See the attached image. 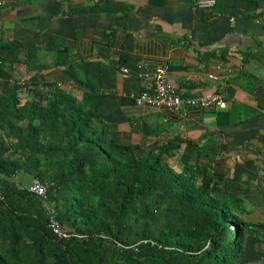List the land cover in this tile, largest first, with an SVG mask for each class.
<instances>
[{"label":"trees","instance_id":"obj_1","mask_svg":"<svg viewBox=\"0 0 264 264\" xmlns=\"http://www.w3.org/2000/svg\"><path fill=\"white\" fill-rule=\"evenodd\" d=\"M22 49L0 29V264H264L245 249L261 230L244 218L249 183L211 170L194 140L113 136L114 94L10 82L6 52ZM27 52L33 69L37 48ZM73 61L65 49L56 65L83 90ZM36 179L48 199L24 188ZM49 207L72 238L50 229Z\"/></svg>","mask_w":264,"mask_h":264},{"label":"crops","instance_id":"obj_2","mask_svg":"<svg viewBox=\"0 0 264 264\" xmlns=\"http://www.w3.org/2000/svg\"><path fill=\"white\" fill-rule=\"evenodd\" d=\"M194 1L2 0L4 40L23 47L6 52L16 60L9 79L23 88L60 84L80 99L85 92L116 95L119 105L103 113L118 126L113 136L126 143L196 141L211 170L249 183L244 218L261 230L247 235L245 249L258 260L264 258V0H217L207 10ZM31 47L38 56L33 69L27 64ZM65 49L87 83L83 90L72 85L69 64L56 65ZM139 65L164 69L184 96L218 94L228 106L174 113L138 105L133 95L145 88ZM6 81L0 77V91Z\"/></svg>","mask_w":264,"mask_h":264},{"label":"built area","instance_id":"obj_3","mask_svg":"<svg viewBox=\"0 0 264 264\" xmlns=\"http://www.w3.org/2000/svg\"><path fill=\"white\" fill-rule=\"evenodd\" d=\"M217 0H195L194 5L197 9L207 10L213 8ZM143 70L145 88L138 94H134V100L138 105H151L155 107H167L174 113H181L187 108H212L219 107L225 109L228 102L218 94H208L200 98L184 96L178 92L169 82L164 69L150 71L142 65L138 66ZM122 72L130 73L128 68H122ZM27 190L44 200L48 199V186L40 180H34ZM49 227L53 233L60 239H70L74 235L68 228L60 223L57 217V211L49 207Z\"/></svg>","mask_w":264,"mask_h":264},{"label":"rangeland","instance_id":"obj_4","mask_svg":"<svg viewBox=\"0 0 264 264\" xmlns=\"http://www.w3.org/2000/svg\"><path fill=\"white\" fill-rule=\"evenodd\" d=\"M20 79H21V78H20ZM21 81H22V80H20V82H19L20 84H21ZM16 82H17V81H16ZM252 246H254V245H251L250 247H248V250H249V251H250V248H252ZM263 247H264V245H263ZM263 247H261V250H260V252H259L261 255H263V250H264Z\"/></svg>","mask_w":264,"mask_h":264}]
</instances>
